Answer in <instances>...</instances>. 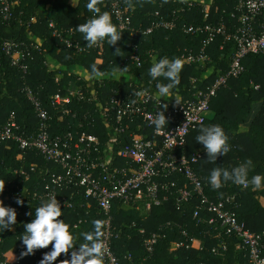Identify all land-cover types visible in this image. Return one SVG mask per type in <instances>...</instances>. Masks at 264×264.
Masks as SVG:
<instances>
[{
  "label": "trees",
  "instance_id": "trees-1",
  "mask_svg": "<svg viewBox=\"0 0 264 264\" xmlns=\"http://www.w3.org/2000/svg\"><path fill=\"white\" fill-rule=\"evenodd\" d=\"M236 1L214 0L211 15L205 19L199 6L184 12L180 10L182 4L174 0H131L133 6L130 11L135 27L142 25L146 29L155 19L157 11L166 18L171 17L173 12H178L181 15V25L224 21L228 27L226 36L218 37L209 46L207 53L210 60L201 64L185 62L182 57L191 50L200 51L202 37L187 36L180 28L141 32L135 37L126 32L115 46L111 47L103 42L98 49L77 53L53 35L54 28L50 24L54 23L56 30L63 36L74 32L73 39L86 44L77 27L93 18L94 14L86 8L88 0H16L13 16L9 21L1 13L0 1V130L9 122L13 112L23 129L35 130L38 126L34 105L25 91L28 86L49 111L52 134L70 132L77 137L78 133L86 132L96 135L101 149H104L112 138L109 127L114 120L110 119H116V112L110 105V121L106 119L105 101L112 96L119 97L120 94L127 97L141 88L157 93V83H169L163 78L154 81L149 75L150 67L160 58H180L183 62L180 83L170 89L181 96V101L194 99L199 92H208L219 76L229 71L232 57L237 50L233 37L237 22L231 18ZM98 6L101 12L110 13L107 0H101ZM112 20L117 25L113 17ZM7 40H14L17 49L25 53L23 63L28 66L26 73L19 66L13 65L12 59L4 51ZM117 47L121 50L114 53ZM135 53L142 59L141 67L132 62ZM93 64L98 71L95 76L91 74ZM243 66L245 70L242 75L230 78L228 85L222 87L212 98L207 120L189 133L186 146L180 154L192 157L196 150L204 147L196 141L200 128L212 124L220 125L229 136L230 151L225 156L219 155L215 163L208 161L207 152L203 153L194 164L195 172L202 178L205 192L211 200L219 201L228 196H236L235 202L229 206L236 212L238 219L252 232L263 233L264 188L257 190L251 185L243 187L228 182L217 189L209 183V176L214 168L231 171L249 158L254 165L249 172V179L257 174L264 175V56L247 55L243 59ZM116 72L127 74L129 80L113 78L112 74ZM91 81L103 108L88 100L75 101L67 106L69 113H62L61 107L52 105L51 97L54 94H65L74 84L88 88ZM256 85H260V88L255 89ZM94 91H91L92 95ZM256 103L260 104V110L250 125L244 128L243 124ZM127 123L128 121L125 122ZM129 126L119 136L120 142L115 145V151L130 143L131 133L144 134L147 138L156 139L161 145V134L154 127H148L141 120L130 123ZM139 126L142 128L139 129ZM125 164L124 159H118V165ZM22 165L27 173L13 172ZM33 165L36 166L35 172L30 170ZM48 171L58 173L61 168L46 161L36 151L24 154L15 144H10L9 148L3 144L0 146V183L5 182V187L8 186L11 192L27 191L22 205L17 204L18 198L11 195L13 201L7 202V191L0 193V200L4 205L9 207L10 204L17 212L16 225H12L11 230L0 232V262L9 259L20 260V264H39L44 257V254L39 258H35L33 254L22 257L21 252L26 249L18 253L11 249L21 241L24 224L31 222L35 209L46 200L34 197L33 194L43 192ZM26 174H30L29 179H26ZM158 179L162 182L161 204L153 205L149 212L142 202L134 209H126L121 201L113 204V227L119 236L113 239L112 245L120 264H246L244 252L236 248L237 239L223 232L218 222L209 223L213 213L203 211L201 219L194 217L201 203L200 197L194 194L188 200L181 198V188L186 184L190 189L193 188L183 174H166ZM61 194L73 195L75 208L65 209L63 217L60 218H64L77 235L92 231L93 222L97 220L102 223L103 229L105 214L95 202L92 201L89 206L83 190L73 188L64 190ZM152 235H157L158 240L150 254L145 241ZM181 241L190 242L191 247L176 248V244ZM80 242H83L82 237ZM221 244L226 248L223 249ZM215 248H218V253L214 252ZM70 259V253L67 256L61 254L53 264H68Z\"/></svg>",
  "mask_w": 264,
  "mask_h": 264
},
{
  "label": "built area",
  "instance_id": "built-area-1",
  "mask_svg": "<svg viewBox=\"0 0 264 264\" xmlns=\"http://www.w3.org/2000/svg\"><path fill=\"white\" fill-rule=\"evenodd\" d=\"M0 1L2 4L1 13L4 19L9 21L13 16L16 0ZM107 1L110 14L116 21L118 30L123 32L122 36L126 32L135 37L141 32L152 33L158 29L174 30L177 28H180L187 36H201L200 51L191 50L185 53L182 57L185 62L201 64L210 60L207 53L209 46L218 37L226 36L228 27L224 21L181 25V15L176 11L169 18L160 16V11H157L155 19L146 29L142 25L135 27L130 7L125 0ZM174 2L181 3L180 10L184 12L199 6L206 19L211 15L214 0H174ZM231 18L237 22L236 32L233 33L237 50L232 57L229 71L220 75L208 92H199L194 99L178 101L179 104L175 101L161 100V103L168 105L165 111L168 127L166 126L158 132L161 134V145L156 139L147 138L144 134L131 133L129 144L122 146L117 151L114 149L115 145L120 142L119 136L130 128V123L141 120L148 127H154L151 122L160 110L157 103L160 98L156 96V93H151L144 88L134 91L127 97L120 94L119 97L112 96L105 101L104 115L106 119L109 120V105L116 112V119H110L114 120V123L109 127L112 138L104 149H101L99 138L96 135L86 132L78 133L77 137L70 132L52 134L51 115L44 108L40 97L28 86L25 91L34 105L38 126L35 130L23 129L13 112L9 122L0 130V146L3 144L9 148L10 144H15L24 154L36 151L46 161L61 168L58 173L48 171L43 192L33 194L34 197L47 200L51 196H57L62 211H64L65 209H74L75 203L73 195L67 196L61 192L73 188L81 189L89 206L93 201L102 210L106 216L102 229V239L105 244L104 264H120L112 245L113 239L119 236L113 227L111 212L114 202L121 201L125 206H136L142 202L149 212L153 205L161 204L162 182L158 178L174 173L183 174L193 187L190 189L186 184L181 188V198L188 200L194 194L200 197L201 203L197 207L194 217L201 219L203 211L213 213L214 216L209 219V223L218 222L223 232L237 239L236 248L244 252L247 258L246 264H264V232H252L238 219L236 212L229 206L235 202L236 196H228L225 200L219 201L211 200L207 196L203 180L194 169V164L203 153L207 152L206 149L202 147L196 150L192 157H188L184 153L180 154V151L186 146L189 133L207 120L212 98L222 87L228 85L230 78H238L244 72L243 59L250 54L264 56V0H237L235 10L231 12ZM50 26L54 28L53 35L60 38L67 47L74 49L77 53L98 49L103 45V43H98L89 48L87 44L73 39L74 32H68L66 36H63L60 31L56 30L54 23H51ZM4 51L12 59L13 65L19 66L25 73L27 72L28 66L23 63L25 53L17 49L14 40H7L4 43ZM132 58L134 64L142 66V59L138 54L135 53ZM129 60L126 59V61ZM112 77L129 80V76L121 72L112 74ZM101 80L103 79L101 78ZM259 88L260 85L255 86V89ZM94 90L96 89L92 81L88 88L84 85L74 84L65 94L61 92L54 94L51 97L52 105L61 107L62 113H69L70 110L67 106L75 101L88 100L103 108L98 92ZM91 91H94L93 95ZM126 121H128L127 124H125ZM118 159H124L126 164L118 165ZM35 167L33 165L30 170L35 172ZM19 171L27 173L24 165L13 172L18 174ZM29 178L30 174H26V179ZM4 191H7L6 200L9 203L13 201L10 195L22 200L27 194V191L11 192L8 186L4 187ZM185 234L187 235V233ZM157 240L158 236L152 235L145 241L150 254L153 253ZM182 247L190 248V242L181 241L176 244V248ZM221 247L226 248L224 244H221ZM22 249H26V246L20 241L12 247L11 251L18 253ZM49 251H51V245L46 249L36 250L33 256L39 258L41 254ZM214 252L218 253V248H215ZM20 263V260L10 261L9 259L0 262V264Z\"/></svg>",
  "mask_w": 264,
  "mask_h": 264
},
{
  "label": "clouds",
  "instance_id": "clouds-1",
  "mask_svg": "<svg viewBox=\"0 0 264 264\" xmlns=\"http://www.w3.org/2000/svg\"><path fill=\"white\" fill-rule=\"evenodd\" d=\"M100 3L101 0H88L86 8L94 14L93 18L77 27V31L83 34V39L89 48L103 42L111 47L115 46L121 40L123 33L113 23L109 12H101V8L98 6ZM126 3L130 8L133 6L131 0H126ZM120 50L117 47L114 53H118ZM182 70L183 62L180 58L169 59L167 57L160 58L149 69L152 80L163 78L169 81L167 84H156V91L160 97L157 100L160 110L151 122L156 132L168 127V119L165 115L168 105L161 103V100L167 101L164 97H168L170 89L179 85ZM91 74L98 75L95 64L91 66ZM175 102L179 104L178 101ZM196 141L204 146L208 154V161L211 163H215L219 155L225 156L230 151L229 136L217 124L200 128ZM253 167V161L250 158L232 168L231 171L216 167L210 173L209 183L217 189L228 182L243 187L251 185L257 190L264 188V175L257 174L249 179V172ZM4 187L5 182L0 183V193H3ZM16 203L22 205L23 200L17 199ZM63 215L64 211H62L57 196H51L42 201L35 209L31 222L24 224V233L20 236V240L26 246V250L21 252V256L32 255L36 250L46 249L51 245V251L44 254L40 264H53L61 254L67 256L69 253L71 259L70 261L66 260L68 264H104L105 244L102 239V223L98 220L94 221L92 231L77 235L64 218L59 219ZM16 223V209L5 206L0 200V232L11 230V226ZM81 237L82 243L80 242Z\"/></svg>",
  "mask_w": 264,
  "mask_h": 264
},
{
  "label": "crops",
  "instance_id": "crops-1",
  "mask_svg": "<svg viewBox=\"0 0 264 264\" xmlns=\"http://www.w3.org/2000/svg\"><path fill=\"white\" fill-rule=\"evenodd\" d=\"M64 1H65V2H68V1H70V0H64ZM43 11H44V12H47L48 10H43ZM130 77H131V76H130ZM156 96H157L158 98H160V97L158 96V93H156ZM164 99L167 100V101H181V96H180L179 94L173 92V91H170V95H169L168 97H164ZM259 110H260V104H259V103L254 104L253 109H252V111H251V113H250V116L246 119V122L243 124V127H244V128H247V127L250 125V123H251L253 117L256 115V113H257ZM125 208H126V209H134L135 206H125Z\"/></svg>",
  "mask_w": 264,
  "mask_h": 264
}]
</instances>
